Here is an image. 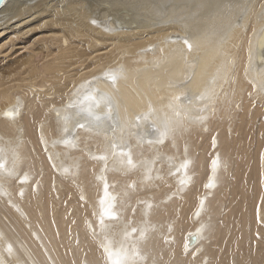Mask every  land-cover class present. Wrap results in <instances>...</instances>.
I'll return each mask as SVG.
<instances>
[{"label": "bare ground", "instance_id": "1", "mask_svg": "<svg viewBox=\"0 0 264 264\" xmlns=\"http://www.w3.org/2000/svg\"><path fill=\"white\" fill-rule=\"evenodd\" d=\"M0 264H264V0H0Z\"/></svg>", "mask_w": 264, "mask_h": 264}, {"label": "water", "instance_id": "2", "mask_svg": "<svg viewBox=\"0 0 264 264\" xmlns=\"http://www.w3.org/2000/svg\"><path fill=\"white\" fill-rule=\"evenodd\" d=\"M190 242H194V237H191Z\"/></svg>", "mask_w": 264, "mask_h": 264}, {"label": "snow or ice", "instance_id": "3", "mask_svg": "<svg viewBox=\"0 0 264 264\" xmlns=\"http://www.w3.org/2000/svg\"><path fill=\"white\" fill-rule=\"evenodd\" d=\"M129 162H131V161H129ZM215 163V162H214Z\"/></svg>", "mask_w": 264, "mask_h": 264}]
</instances>
